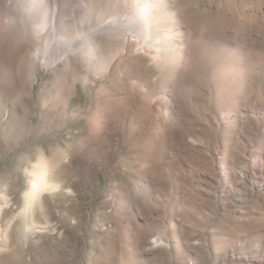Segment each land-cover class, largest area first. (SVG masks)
Here are the masks:
<instances>
[{
	"label": "rangeland",
	"instance_id": "obj_1",
	"mask_svg": "<svg viewBox=\"0 0 264 264\" xmlns=\"http://www.w3.org/2000/svg\"><path fill=\"white\" fill-rule=\"evenodd\" d=\"M214 2L197 0L212 12ZM126 66L119 69L128 73ZM63 67L41 68L31 86L0 73V264H254L244 253L262 249V236L249 245L245 235L264 221V172L260 184L241 177L233 185L229 164L221 168L217 162H242V154L231 155L228 148L235 131L205 120L199 93L174 92L149 115L139 92L116 80L110 88L109 79H95V89L91 80L62 74ZM191 123L199 130L195 144L189 142L197 134ZM42 150L59 187L42 196L43 210L36 207L32 220L45 227L24 245L20 234L28 219L19 209L30 180L26 169ZM189 234L194 252L184 244ZM153 236L164 238L154 250Z\"/></svg>",
	"mask_w": 264,
	"mask_h": 264
},
{
	"label": "bare ground",
	"instance_id": "obj_2",
	"mask_svg": "<svg viewBox=\"0 0 264 264\" xmlns=\"http://www.w3.org/2000/svg\"><path fill=\"white\" fill-rule=\"evenodd\" d=\"M214 3L216 11L212 12L202 10L197 0H0V73L18 77L22 84L31 86L41 68L62 63V74L71 71L85 84L91 80L92 88L96 87L95 79H109L110 88L120 85L129 92H139L149 115L157 106L162 108L174 99V92L179 97L194 88L205 120L217 129L235 131L229 135L233 142L228 148L231 155L243 156L242 162L234 164L232 159L222 158L218 165L223 168L229 164L227 174L235 186L241 177L260 184L258 174L264 172V134L260 133L264 128V0ZM203 14L211 18L203 20ZM120 63L129 64L128 73L119 69ZM107 86L99 88L107 90ZM151 89L161 92L150 94ZM109 101L107 105L112 103ZM214 106H220L219 110ZM186 114L183 116L188 118ZM198 131L189 137L192 144L200 139ZM151 133L157 135L160 131L153 129ZM206 143L215 148L214 143ZM54 168L42 150L26 169L30 180L22 192L23 205L19 209L20 216L28 219L20 234L24 245L36 228L45 227L36 224L32 214L36 207L43 210L42 196L59 187L53 179ZM208 175L215 177L213 173ZM246 232L247 244H253L261 234L263 246L245 252V259L264 264V221ZM192 240L190 235L184 244L194 252L190 248ZM160 241L164 243L162 236H153L151 249H158Z\"/></svg>",
	"mask_w": 264,
	"mask_h": 264
}]
</instances>
